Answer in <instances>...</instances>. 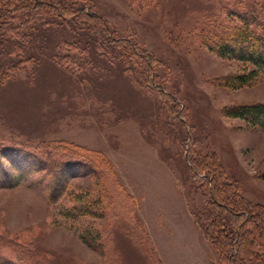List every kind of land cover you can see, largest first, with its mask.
I'll return each mask as SVG.
<instances>
[{
	"label": "rangeland",
	"instance_id": "374dc122",
	"mask_svg": "<svg viewBox=\"0 0 264 264\" xmlns=\"http://www.w3.org/2000/svg\"><path fill=\"white\" fill-rule=\"evenodd\" d=\"M82 1L116 37L151 53L155 81L174 100L141 84L142 58L85 49L70 23L64 32L54 25L40 57L23 55L15 33L0 49V143L10 149L0 155V179L23 173L17 185L0 186V264H227L206 234L216 215L207 188L189 167L200 154L215 159L222 184L264 206V130L228 114L264 103V72L229 85L246 65L218 55L205 37L243 24L229 8L260 11L264 0ZM12 149L38 153L42 164ZM78 158L91 164L72 169L50 201L48 169Z\"/></svg>",
	"mask_w": 264,
	"mask_h": 264
},
{
	"label": "trees",
	"instance_id": "16d2710c",
	"mask_svg": "<svg viewBox=\"0 0 264 264\" xmlns=\"http://www.w3.org/2000/svg\"><path fill=\"white\" fill-rule=\"evenodd\" d=\"M243 6V4H240L238 7L228 9L229 15L238 17L243 21V24L232 26L227 23L223 26L221 33L208 30L205 37L208 46L218 55L238 59L246 65V71L228 77V84L233 87L247 85L264 72V3L260 11H257L254 6H250L249 10H246V7L243 8ZM19 10L24 13L20 21L28 24L21 31V26H18L16 21V14L18 16ZM66 23L71 24L72 28L70 30L73 31V36L75 35L81 41L83 39L86 42L85 49L93 50L99 44L101 48L109 51L114 56L113 58L118 61H123L126 57L122 53L123 49V51L125 49L131 50L135 55L142 58L146 65V80L142 81L140 79L141 84L156 88L159 92L173 99V95L168 89L155 81L156 75L151 53L140 49L136 42L130 38L116 37L105 16L91 10V7L82 0H0L1 53L4 52L5 47L7 48L11 44V41H15L14 36L16 33L22 34L23 37V43L16 42L19 46L17 49L21 50L23 55L34 53V57L36 55L40 57V52H44V47L49 46L47 38L50 36V32L55 29L54 25L64 32L67 30ZM32 42L37 44L32 46ZM38 43L42 44L38 46ZM228 114L241 118L250 125L264 130V103L238 105L231 108ZM173 115L178 120L179 116L176 112H173ZM182 120L179 119L178 121L187 128L186 122ZM55 148L57 149L59 146ZM8 150L10 151L8 147L0 143V155L3 157L8 156ZM19 151L18 149H12L13 155L24 154L25 158H30L32 160L31 166L42 164L38 153L33 151V154L25 152L17 154ZM194 158H191L192 164L189 168L193 170L199 179L203 180L210 198V204L216 214L211 225L206 229L208 238L222 251L227 264H264V206L253 204L249 200L240 197L236 185L222 184L219 179L223 173L216 177V173L212 168L215 159H211L209 156L202 157L201 154ZM85 163L83 159L78 162L62 161L59 164L61 167L56 171L52 168L48 169L50 177L47 186L50 190V201H55L56 197L62 193L66 186L64 179L66 180L70 171L74 168L77 169V167L86 168ZM29 168L32 169V167ZM20 169L18 168L11 178L8 173L5 174L12 182L7 183L0 179V186L17 185L22 179L23 170ZM35 171H37V168H35ZM62 181H64L63 184ZM221 207L229 210L227 217L220 210ZM12 259L14 258H6L1 263L13 264L15 261Z\"/></svg>",
	"mask_w": 264,
	"mask_h": 264
}]
</instances>
